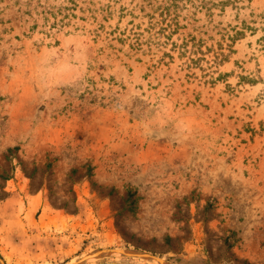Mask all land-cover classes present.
I'll list each match as a JSON object with an SVG mask.
<instances>
[{
  "label": "rangeland",
  "instance_id": "rangeland-1",
  "mask_svg": "<svg viewBox=\"0 0 264 264\" xmlns=\"http://www.w3.org/2000/svg\"><path fill=\"white\" fill-rule=\"evenodd\" d=\"M264 264V0H0V264Z\"/></svg>",
  "mask_w": 264,
  "mask_h": 264
},
{
  "label": "water",
  "instance_id": "water-1",
  "mask_svg": "<svg viewBox=\"0 0 264 264\" xmlns=\"http://www.w3.org/2000/svg\"><path fill=\"white\" fill-rule=\"evenodd\" d=\"M2 264H5V263L2 262Z\"/></svg>",
  "mask_w": 264,
  "mask_h": 264
}]
</instances>
